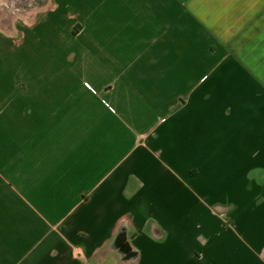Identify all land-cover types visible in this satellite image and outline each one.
I'll return each mask as SVG.
<instances>
[{
    "label": "crops",
    "instance_id": "obj_1",
    "mask_svg": "<svg viewBox=\"0 0 264 264\" xmlns=\"http://www.w3.org/2000/svg\"><path fill=\"white\" fill-rule=\"evenodd\" d=\"M29 25L0 22V264H264V0Z\"/></svg>",
    "mask_w": 264,
    "mask_h": 264
},
{
    "label": "rangeland",
    "instance_id": "obj_2",
    "mask_svg": "<svg viewBox=\"0 0 264 264\" xmlns=\"http://www.w3.org/2000/svg\"><path fill=\"white\" fill-rule=\"evenodd\" d=\"M47 0H0V22L2 26H5L7 29H10L11 23L14 22L18 33L22 32L23 27L30 26L29 24L32 21H36L38 16L44 13L46 9ZM49 9L52 6H48ZM36 9V10H34ZM27 19L26 23L23 20L24 17H21V14H26ZM28 22V23H27ZM48 37V38H47ZM36 46L39 49H44V55L41 53L40 57L35 56V61L39 59L42 62V58H45V62H54L53 58L57 57L54 55V47L59 46V41L54 40L49 35L42 37L36 36ZM38 58V59H37ZM64 59H62V62ZM56 62H59V57H57ZM0 64H4V58L0 57Z\"/></svg>",
    "mask_w": 264,
    "mask_h": 264
}]
</instances>
